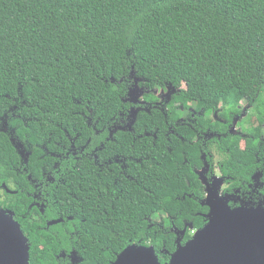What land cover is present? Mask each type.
Segmentation results:
<instances>
[{"label": "trees", "instance_id": "1", "mask_svg": "<svg viewBox=\"0 0 264 264\" xmlns=\"http://www.w3.org/2000/svg\"><path fill=\"white\" fill-rule=\"evenodd\" d=\"M132 71L149 91L184 83L173 102L186 109L192 104L205 115L197 114L195 129L175 126L180 137L169 142L165 112L156 103L137 114L134 131L151 134L148 169L118 196L117 218L103 221L102 229L96 217L86 220L96 232L77 237L82 264H112L132 242L153 245L166 262L180 246L173 227L179 236L185 230L184 243L208 221L200 215L208 209L200 202L203 194L190 195L203 188L195 168L203 165L202 150H209L194 139L200 124L213 126L208 114L219 106L228 116L246 100L264 112V0H0V118L17 126L15 137L30 141L33 154L25 166L33 175L41 174L40 145L55 133L48 127L82 132L85 115L129 112L124 99ZM249 131L244 146L241 136L231 134L209 142L223 156L228 193L242 180L257 189L242 186L254 192V202L239 205L244 209L258 207V198L264 207V161L255 155L262 146L256 131ZM11 137L0 130V183L14 182L18 189L6 193L5 204L26 214L17 220L29 238L31 264H56L70 238L29 220L31 202L21 186L28 180L18 170L22 158ZM258 169L260 180L253 178Z\"/></svg>", "mask_w": 264, "mask_h": 264}, {"label": "flooded vegetation", "instance_id": "2", "mask_svg": "<svg viewBox=\"0 0 264 264\" xmlns=\"http://www.w3.org/2000/svg\"><path fill=\"white\" fill-rule=\"evenodd\" d=\"M162 89L165 90V88ZM180 91L181 89L178 88L170 97L163 95L162 98L160 94L154 92L158 98L155 102L156 107L165 112L166 123L169 125L168 132L164 134L169 142L173 136L180 137L175 126L183 124L195 129L191 123L198 122L197 114L200 116L204 114L202 110L197 111L192 104H188L186 109L181 103L173 102L174 96ZM145 98L144 96L146 101ZM244 101L246 100L241 102L237 110L230 111L228 116L223 114L225 109L222 106L208 114L209 119L214 123L213 129L212 127L205 128L204 124H200L201 128L197 131L194 139V142L199 141L201 145L209 149L208 151L202 150L203 165L201 168H195V171L198 172L203 170L205 161L209 163V167L203 174L205 181L201 180L203 188L199 192L194 191L190 194L195 197L198 194H203L200 202L208 209L206 212H200V215L207 220H209L210 207L203 204L208 196L207 187L215 185L220 179H222L220 194L226 197L232 207L239 206L246 199L254 202L252 190L242 191L244 185L257 191L252 182L245 183L242 180L240 186L232 187V191L227 192L231 186L230 176L223 172L220 164L221 159L215 162L216 155L223 156L220 154L216 142L212 145L209 144L210 141L231 134L241 136L243 138L241 143L244 146V139L251 136L249 129L252 128L256 131V135H259V143L262 146L255 155L258 157V161H264V112L260 111V106L248 101L244 103ZM125 103L129 106V111L133 107L141 108L140 111L148 110L142 109V106L138 104L135 106L129 101H125ZM177 112H180L182 116L174 118ZM261 114L263 118L259 122L256 116ZM22 118L26 120V118ZM135 120L126 111L119 116L108 118L85 115L80 122L82 132L71 133L63 124H57L55 128L48 127L50 130L54 129L55 133L48 142L40 145L42 150L41 174L35 176L29 172L27 165L25 166L33 154L30 150L32 147L30 141L22 140L19 136L15 137L17 126H14L13 121L6 120L4 117L0 118V130L7 131L12 135V143L22 158L18 170L25 173L28 180L21 186L31 202L29 209L26 210V213L33 211L29 220L33 226H37L43 231L70 238V243L61 246L56 255V264H82L84 258L81 255V249L83 247L80 244L76 245L77 237L82 241L80 236L96 232L91 225L86 223V220L96 217L100 222L96 227L102 229L103 221H112L117 218L118 196L124 192L125 187H128L129 182L137 180L136 177L140 173L144 177L150 162L147 147L151 134L147 131L141 133L134 131ZM162 145L166 147L164 143ZM164 151V148H161V152ZM15 185L14 182L11 183V187L5 182L0 183V209L10 210L5 204L7 202L6 193H18ZM260 202L261 200L258 198L257 203L260 204ZM15 208L21 210L18 205H15ZM13 212L16 219H18L17 217H26V214L22 212L21 214H17L15 210ZM160 215L162 218L165 217V214ZM55 221L57 222L55 223ZM173 231L178 235L179 245L184 244L185 242L182 243L183 232L179 236L177 227H173ZM113 232L111 230V233Z\"/></svg>", "mask_w": 264, "mask_h": 264}, {"label": "water", "instance_id": "3", "mask_svg": "<svg viewBox=\"0 0 264 264\" xmlns=\"http://www.w3.org/2000/svg\"><path fill=\"white\" fill-rule=\"evenodd\" d=\"M131 74L135 76L134 71ZM138 80L140 83L143 78ZM133 91V87L129 88L124 101L137 103L139 93ZM139 111L131 109L134 120ZM207 167L209 163L205 161L203 170L198 171L203 182ZM261 177V171L253 175L257 180ZM221 181L207 187L208 196L203 204L210 207L209 220L168 261L161 262L153 245L132 243L118 254L113 264H264V207L261 204L250 209L232 207L220 194ZM30 248L14 212L0 209V264H31Z\"/></svg>", "mask_w": 264, "mask_h": 264}, {"label": "rangeland", "instance_id": "4", "mask_svg": "<svg viewBox=\"0 0 264 264\" xmlns=\"http://www.w3.org/2000/svg\"><path fill=\"white\" fill-rule=\"evenodd\" d=\"M138 79H139L138 77H135L134 75H132V76H131V79H130V81H131V85H130L129 88L133 87V89H134L133 93H139V95L136 97L137 103H134V104H135V106H136L137 104L140 105V106H142V109H149V108L151 107V103H155V102L158 100V98L156 97V95L154 94V92H156L157 94H160L161 98H162L163 95H167V96L170 97V95H171L172 93H175L176 90H177L178 88H180L181 90H183V89L185 88V84L183 83V84H181V85L178 86V87H173V86H171V85H168V86H166L165 90L162 89V88H159L158 90L155 89L154 92H153V90H152V91L149 93V95L145 98V99H146V101H145V100H144V96H145V94L148 92V89H146L144 86H142V85L139 83V80H138ZM136 83H137V85L134 86ZM161 101H162V100H161ZM159 103H161V102H159ZM244 103H246V101H244ZM244 103H243V104H244ZM155 105H156V104H155ZM133 108H136V109H137V107H133ZM131 109H132V108H131ZM131 109H130V111H129V116H130V117H132V116H131ZM139 109L141 110V108H139ZM132 118H133V117H132ZM262 118H263L262 114L259 115V116H256V119H257V121H259V122L262 120ZM219 159H221V156L216 155V156H215V162H216V161H219Z\"/></svg>", "mask_w": 264, "mask_h": 264}, {"label": "built area", "instance_id": "5", "mask_svg": "<svg viewBox=\"0 0 264 264\" xmlns=\"http://www.w3.org/2000/svg\"><path fill=\"white\" fill-rule=\"evenodd\" d=\"M192 233H194V230L192 231Z\"/></svg>", "mask_w": 264, "mask_h": 264}]
</instances>
